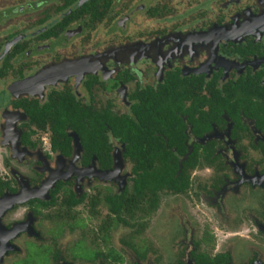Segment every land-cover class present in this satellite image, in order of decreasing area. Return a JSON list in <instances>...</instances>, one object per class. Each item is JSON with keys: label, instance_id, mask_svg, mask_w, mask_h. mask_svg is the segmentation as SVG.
Here are the masks:
<instances>
[{"label": "flooded vegetation", "instance_id": "obj_1", "mask_svg": "<svg viewBox=\"0 0 264 264\" xmlns=\"http://www.w3.org/2000/svg\"><path fill=\"white\" fill-rule=\"evenodd\" d=\"M125 259L264 264V0H0V264Z\"/></svg>", "mask_w": 264, "mask_h": 264}, {"label": "rangeland", "instance_id": "obj_2", "mask_svg": "<svg viewBox=\"0 0 264 264\" xmlns=\"http://www.w3.org/2000/svg\"><path fill=\"white\" fill-rule=\"evenodd\" d=\"M124 170H127V167H125V169ZM201 172V171H200ZM185 203V206L189 209V207L192 205V201H191V199L189 198V197H186L185 198V201H184ZM174 203V199L173 198H167V201L164 203V204H166L165 205V207L163 208V209H161V211L159 210L155 215H154V217H153V219H152V221L151 222H159V224H160V222H162V219L160 218L161 216L163 217L164 215H165V213H169V210H170V208H173V207H170V204H173ZM197 207H199L200 209H202V208H204V207H202V206H200L198 203H196L195 202V205H193L192 207H190V210H192L194 213H193V215L195 216V218L197 219H199V220H197V221H195V222H193V224H196V225H198V224H201L202 223V221H204L203 219H207L206 218V215H204L203 213H200L199 211H197ZM195 210H196V212L199 214L197 217H196V212H195ZM80 217H82V215H80ZM174 219H176L175 217H173V220L171 221V222H173V221H176V220H174ZM91 222H95V221H91ZM210 226H214V227H216V223L215 222H210ZM210 226H209V229H212V230H215V228H210ZM151 227V226H150ZM157 229V230H156ZM227 230H229V231H235V232H238V234H246V232H244L243 231V226L241 225V223L240 222H238V223H234L233 225H231L230 227H228L227 228ZM151 231V232H150ZM151 233V234H150ZM217 233H220L218 230H217ZM157 234H158V228H155V225L154 226H152L151 227V229L149 230V231H147V230H143L142 232H141V234H139L140 236H139V238L141 239V240H148V239H150V241H152V242H157ZM249 234V233H248ZM126 235V230H123V229H118V231L117 232H115V235H114V239H115V241H116V239L118 238V237H124ZM250 235V234H249ZM250 236H248L247 238H243L244 240H242V241H238V242H236L235 243V248L237 249V250H239V249H243L244 247H246L247 245H255V243L249 238ZM220 243L221 242H218L217 241V245L219 244L220 245ZM249 243V244H248ZM157 244H159V243H157ZM150 246H152V245H150ZM157 246V245H156ZM157 247H159V246H157ZM162 250H164V249H162ZM170 255V253H168V256ZM120 264H129V262H128V259H125L124 260V262L123 263H120Z\"/></svg>", "mask_w": 264, "mask_h": 264}, {"label": "trees", "instance_id": "obj_3", "mask_svg": "<svg viewBox=\"0 0 264 264\" xmlns=\"http://www.w3.org/2000/svg\"><path fill=\"white\" fill-rule=\"evenodd\" d=\"M141 148V147H140ZM141 169H143V167H145L146 165L149 166L150 168V172L149 174H141L140 177H138V192L141 193L143 191V187L147 184L150 187H158L159 183H160V171L162 170V164H153V163H138L137 164ZM165 165V169L166 171H169L170 173H174L176 174V178L177 176H180L181 174V168L180 166L183 165V163H178V167L177 164L175 163H165L163 164ZM174 178V179H176Z\"/></svg>", "mask_w": 264, "mask_h": 264}, {"label": "water", "instance_id": "obj_4", "mask_svg": "<svg viewBox=\"0 0 264 264\" xmlns=\"http://www.w3.org/2000/svg\"><path fill=\"white\" fill-rule=\"evenodd\" d=\"M12 199H16V198L14 197V198H12Z\"/></svg>", "mask_w": 264, "mask_h": 264}]
</instances>
